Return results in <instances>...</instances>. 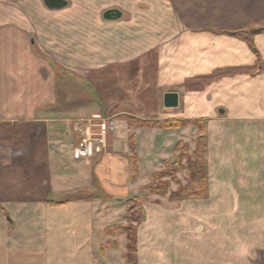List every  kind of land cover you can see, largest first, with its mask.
<instances>
[{
    "label": "crops",
    "instance_id": "obj_1",
    "mask_svg": "<svg viewBox=\"0 0 264 264\" xmlns=\"http://www.w3.org/2000/svg\"><path fill=\"white\" fill-rule=\"evenodd\" d=\"M8 1L0 2V264H128L126 234L109 230L126 219L128 153L74 158L76 121L100 108L80 102L76 77L49 61L43 35L62 28L76 42L79 19L93 26L99 6ZM167 1L147 41L162 44L155 68L179 93L168 115L207 124L208 194L145 201L137 264H264V33L255 35L258 54L228 33L264 26V0Z\"/></svg>",
    "mask_w": 264,
    "mask_h": 264
},
{
    "label": "rangeland",
    "instance_id": "obj_2",
    "mask_svg": "<svg viewBox=\"0 0 264 264\" xmlns=\"http://www.w3.org/2000/svg\"><path fill=\"white\" fill-rule=\"evenodd\" d=\"M22 1L36 3L43 10H54L48 8L44 0ZM66 1L67 6L63 8L70 5V1ZM0 2L11 6L15 4L8 0ZM160 2L96 0L99 6L94 18L96 24L91 26L84 19H79V28H74L77 33H72L78 38L76 42H68L71 37L62 28L52 27L47 34H43L46 35L44 41L49 61L57 64L58 71L61 67L64 71H72L73 77H76L77 83L74 84L79 91L80 102L94 103L100 108L93 116L103 114L116 121L115 133L109 136L108 146L103 152H115L121 157L128 153L132 192L123 200L126 219L121 225L131 228L137 227L136 222L128 221L127 201L135 198L145 210L144 202H153L155 195H159L147 188L155 173L163 174L160 181L169 185L168 193L163 196L171 197L172 192L191 181V171L184 152L188 156L195 153L201 135L200 127L207 126L201 119L171 118L168 114L174 109L164 105V94L170 92L169 85L155 68V49L162 44L147 41L149 38L155 40V11ZM163 2L168 4L167 0ZM164 10L168 12L172 9L165 5ZM16 13L27 20L34 19L30 11L16 10ZM134 38L138 41L131 42ZM184 128L187 131L183 137L175 138L176 133L170 137L172 129ZM137 130L140 133L137 134ZM132 143L136 145L135 154ZM125 144H128L130 151ZM132 155L138 158L136 174L131 171ZM117 167L115 165L114 169Z\"/></svg>",
    "mask_w": 264,
    "mask_h": 264
},
{
    "label": "trees",
    "instance_id": "obj_3",
    "mask_svg": "<svg viewBox=\"0 0 264 264\" xmlns=\"http://www.w3.org/2000/svg\"><path fill=\"white\" fill-rule=\"evenodd\" d=\"M223 33V32H221ZM231 35L237 36L240 39L246 41L250 48L255 52L259 53L255 45V35L259 33H264V26L251 29H240L235 32H228ZM190 124L192 121H189ZM167 125V123L165 122ZM200 137L199 144L195 153L188 156L184 152V157L188 161V168L191 171L192 179L184 187H181L179 190L171 193V197L174 199H185V198H196V197H205L208 194V174H207V161H206V150H207V138H206V125L200 127ZM132 151L135 154L136 145L132 143ZM131 171H134V174L138 171V158L136 155H132L130 158ZM183 169V167H181ZM163 174L155 173L153 179L148 184L147 188L150 189L153 193L159 194L161 196L168 193L169 185L167 183H162L160 178ZM145 210L140 205L139 200L132 198L127 201V218L130 222H136V227L138 224L145 220ZM137 228H131L130 226L125 225H116L109 228V230H115L122 233H125L127 236V261L128 264H137V241L138 234Z\"/></svg>",
    "mask_w": 264,
    "mask_h": 264
},
{
    "label": "built area",
    "instance_id": "obj_4",
    "mask_svg": "<svg viewBox=\"0 0 264 264\" xmlns=\"http://www.w3.org/2000/svg\"><path fill=\"white\" fill-rule=\"evenodd\" d=\"M75 125L76 131L80 133L78 144L73 150V156L77 160L105 151L109 136L116 130L114 118L103 114L77 120Z\"/></svg>",
    "mask_w": 264,
    "mask_h": 264
},
{
    "label": "water",
    "instance_id": "obj_5",
    "mask_svg": "<svg viewBox=\"0 0 264 264\" xmlns=\"http://www.w3.org/2000/svg\"><path fill=\"white\" fill-rule=\"evenodd\" d=\"M45 5L50 9H60L67 6L66 0H44ZM108 16V14H106ZM164 105L167 108H176L179 106V93L176 91L166 92L164 94Z\"/></svg>",
    "mask_w": 264,
    "mask_h": 264
}]
</instances>
